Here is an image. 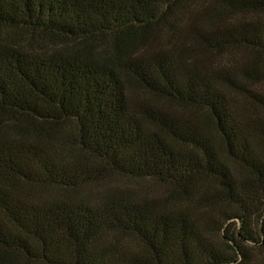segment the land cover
I'll return each instance as SVG.
<instances>
[{"label": "rangeland", "instance_id": "rangeland-1", "mask_svg": "<svg viewBox=\"0 0 264 264\" xmlns=\"http://www.w3.org/2000/svg\"><path fill=\"white\" fill-rule=\"evenodd\" d=\"M40 1L0 0V264H264V0Z\"/></svg>", "mask_w": 264, "mask_h": 264}, {"label": "trees", "instance_id": "trees-1", "mask_svg": "<svg viewBox=\"0 0 264 264\" xmlns=\"http://www.w3.org/2000/svg\"><path fill=\"white\" fill-rule=\"evenodd\" d=\"M39 4L41 6V9H43V6H42L40 0H39ZM23 7L25 8V10H24L25 13L31 14L30 0H25ZM41 13H42V11H41ZM260 44L261 45H257V44H255V45L258 46L259 50L264 51V36H263V43H260ZM103 87H105V85ZM110 98H111V96H108L107 99H106L107 100L106 102H108L111 105V99ZM122 140L123 139H120L117 142L116 146L121 145L122 144ZM202 150H203L204 156H208L207 148L203 147ZM164 158L169 159L170 162L172 161V159L169 156H167V155ZM186 171L188 172V170H186ZM58 214L64 219V222L66 223V227H67L66 230H72V228H75L76 225H74V224H76V222H75L76 219H75L74 215H68V214L61 215V211H59ZM58 218L60 219V217H58Z\"/></svg>", "mask_w": 264, "mask_h": 264}]
</instances>
